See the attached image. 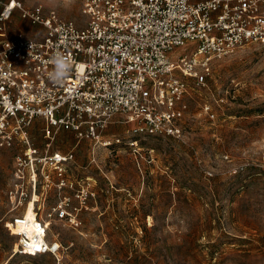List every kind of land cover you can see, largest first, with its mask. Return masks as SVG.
Masks as SVG:
<instances>
[{
	"label": "built area",
	"instance_id": "built-area-1",
	"mask_svg": "<svg viewBox=\"0 0 264 264\" xmlns=\"http://www.w3.org/2000/svg\"><path fill=\"white\" fill-rule=\"evenodd\" d=\"M80 2L83 26L42 5L0 0V155L16 151L5 198L15 211L37 197L34 237L26 232L30 220L23 212L6 221L11 233L19 227L17 251L23 255L60 251L59 240H41L53 219L82 223L88 192L83 197L75 188L79 178L68 174L79 143H125L137 157L142 137L181 136L189 80L205 85L215 60L249 43L264 45V0ZM17 13L35 35L10 30ZM57 52L71 59L72 68L53 83L50 58ZM204 108L212 110L210 104ZM37 122L46 138L43 148L32 138ZM113 123L129 125L126 140L106 135ZM64 131L75 137V146L52 149ZM45 184L54 186L59 200L44 213L48 194L38 189Z\"/></svg>",
	"mask_w": 264,
	"mask_h": 264
},
{
	"label": "rangeland",
	"instance_id": "rangeland-1",
	"mask_svg": "<svg viewBox=\"0 0 264 264\" xmlns=\"http://www.w3.org/2000/svg\"><path fill=\"white\" fill-rule=\"evenodd\" d=\"M22 1L85 24L80 0ZM19 29L35 35L17 13L10 30ZM189 81L181 136L142 137L137 157L125 143H79L68 174L88 197L80 225L50 222L49 240L62 243L57 254L17 251V228L12 234L6 221L22 212L34 221L35 203L10 211L5 190L16 151H3L0 264H264V45L249 43L215 60L205 85ZM41 128L36 123L31 132L43 148ZM128 128L113 123L106 135L126 140ZM75 144L64 131L51 148L65 152ZM38 190L48 194L45 213L59 199L53 185Z\"/></svg>",
	"mask_w": 264,
	"mask_h": 264
},
{
	"label": "clouds",
	"instance_id": "clouds-1",
	"mask_svg": "<svg viewBox=\"0 0 264 264\" xmlns=\"http://www.w3.org/2000/svg\"><path fill=\"white\" fill-rule=\"evenodd\" d=\"M50 63L53 65V69L49 73V80L53 83L62 82L72 68L71 59L60 52L52 55Z\"/></svg>",
	"mask_w": 264,
	"mask_h": 264
},
{
	"label": "bare ground",
	"instance_id": "bare-ground-1",
	"mask_svg": "<svg viewBox=\"0 0 264 264\" xmlns=\"http://www.w3.org/2000/svg\"><path fill=\"white\" fill-rule=\"evenodd\" d=\"M35 201H36V197H34L33 199H31L30 201H29V203H27L28 204V206H29V204L30 203H32V205L35 203ZM31 210V212L33 213L34 212V209H30ZM25 215V214H24ZM27 219H28V217H26ZM30 224L27 226V228H26V232L28 233V235L29 236H32V237H34L35 235V233H36V231H37V227H36V223H35V220L34 221H32V220H30V222H29ZM14 227V226H13ZM19 232H20V230H19V227H17V231H16V233L17 234H19ZM41 233V232H40ZM45 234H46V237L45 238H41V240L43 241V242H46V243H48V241H49V238H48V233L47 232H45Z\"/></svg>",
	"mask_w": 264,
	"mask_h": 264
},
{
	"label": "crops",
	"instance_id": "crops-1",
	"mask_svg": "<svg viewBox=\"0 0 264 264\" xmlns=\"http://www.w3.org/2000/svg\"><path fill=\"white\" fill-rule=\"evenodd\" d=\"M37 124L39 125L40 123H39V122H37Z\"/></svg>",
	"mask_w": 264,
	"mask_h": 264
}]
</instances>
